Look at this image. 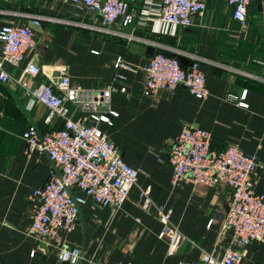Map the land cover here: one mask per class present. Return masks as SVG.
Masks as SVG:
<instances>
[{"label":"crops","instance_id":"crops-1","mask_svg":"<svg viewBox=\"0 0 264 264\" xmlns=\"http://www.w3.org/2000/svg\"><path fill=\"white\" fill-rule=\"evenodd\" d=\"M159 1L135 0L130 6L133 23L113 26L130 39L49 21L35 26L13 15L99 23L97 17L77 12L61 0H0V26L12 21L29 23L33 29L36 47L30 57L47 68L39 83L58 81L57 68L66 66L70 88L79 91L82 101L116 90L109 109L119 116L112 127L94 122L88 110L70 104L73 119L101 128L138 171L137 186L121 209L100 208L88 199L72 233L58 230L40 241L30 237L38 201L29 196L47 183L52 164L45 154L27 155L22 135L31 125L43 134L60 130L63 120L55 118L48 124L45 106L36 103L28 109V92L14 82L0 83V264H62L58 256L64 242L82 249L79 264H201L204 253L222 259L233 237L231 230L223 229L230 188L188 180L172 184L170 151L185 125L210 132L214 150L235 145L255 157V190L264 194V0L250 2L243 23L233 19L225 0H208L204 16L196 17L194 26L168 33H161L156 18ZM158 51L182 57L183 66L196 59L206 79L207 99L198 100L185 88L144 96L143 68ZM120 57L127 68H116ZM24 67L3 65L13 77L20 76ZM146 189L155 205L172 210V223L184 238L180 245L161 237L163 225L154 207H143L141 190ZM241 253L240 264H264L260 242H252Z\"/></svg>","mask_w":264,"mask_h":264},{"label":"built area","instance_id":"built-area-1","mask_svg":"<svg viewBox=\"0 0 264 264\" xmlns=\"http://www.w3.org/2000/svg\"><path fill=\"white\" fill-rule=\"evenodd\" d=\"M135 0H61L64 5L77 12L91 14L99 19L97 24L76 23L68 20L49 18L34 14L13 13L40 26L42 21L83 27L96 33L115 35L133 39L132 36L114 30L120 23L130 26L134 16L130 11ZM233 9V19L245 22L248 5L256 0H225ZM208 0H160L156 18L161 24V33H168L178 27L194 26L196 17L204 16ZM5 22L0 26V83L14 82L31 96L28 109L37 103L45 106L49 114L46 122L55 118L63 120V128L47 134L41 133L36 125H31L22 135L26 142L27 155L39 152L48 156L52 167L49 179L42 188L35 189L29 196L34 204V215L28 235L37 240L51 238L58 230L72 233L78 226L81 207L90 199L100 208L113 206L121 209L131 191L138 183V171L124 160L109 136L97 125L85 121H75L70 104L82 106L90 112L94 122L113 126V119L119 114L109 109L114 88L98 92L88 101L79 98V91L70 88L66 66L57 68L59 80L53 84L38 82V77L46 70L34 63L31 54L36 47V39L30 24ZM155 48L161 45L152 43ZM27 60H29L27 62ZM14 68L25 67L18 77L4 71L3 65ZM116 68H127L118 58ZM146 74L144 96L151 97L159 91L187 89L198 100L207 99L209 93L206 79L200 71L196 59L190 66H183L178 58L161 51L155 53L144 66ZM119 78H123L118 75ZM124 91V89L122 90ZM103 111V112H101ZM169 162L173 169L172 184L188 180L195 185L215 187L225 184L230 188L231 197L223 229L232 231V245L222 259L213 253H204L201 264H240L242 249L254 241L264 247V194L255 190V170L258 163L253 156L244 154L237 146L231 145L218 151L212 148L210 132L185 125L172 144ZM80 192L81 194H78ZM143 207L153 206L163 225L161 237L174 246L184 239L172 223V210L154 204L150 190H141ZM172 245V246H173ZM32 252V256L35 255ZM81 248L64 242L59 248L62 264H79L83 258ZM126 264H135L132 262Z\"/></svg>","mask_w":264,"mask_h":264},{"label":"water","instance_id":"water-1","mask_svg":"<svg viewBox=\"0 0 264 264\" xmlns=\"http://www.w3.org/2000/svg\"><path fill=\"white\" fill-rule=\"evenodd\" d=\"M153 51V50H152ZM178 58V60L180 61V62H182L183 64H184V60H183V58L182 57H177Z\"/></svg>","mask_w":264,"mask_h":264}]
</instances>
